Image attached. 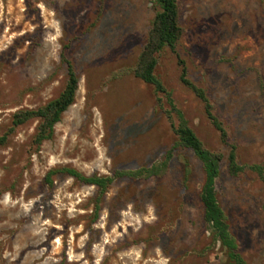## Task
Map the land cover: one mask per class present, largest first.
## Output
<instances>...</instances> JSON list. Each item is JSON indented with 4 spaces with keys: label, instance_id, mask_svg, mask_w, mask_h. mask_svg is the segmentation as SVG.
Listing matches in <instances>:
<instances>
[{
    "label": "rangeland",
    "instance_id": "374dc122",
    "mask_svg": "<svg viewBox=\"0 0 264 264\" xmlns=\"http://www.w3.org/2000/svg\"><path fill=\"white\" fill-rule=\"evenodd\" d=\"M178 59L204 90L227 134L180 81L178 59L155 74L209 151L229 235L246 264H264V183L239 165L264 166V0H177ZM157 8L154 0H0V137L12 116L57 98L66 63L75 100L50 140L38 121L0 146V264H228L203 220L200 162L179 148L164 98L132 75ZM166 162L158 175H130ZM113 177L94 220L96 188L50 170ZM120 174V175H119Z\"/></svg>",
    "mask_w": 264,
    "mask_h": 264
},
{
    "label": "trees",
    "instance_id": "16d2710c",
    "mask_svg": "<svg viewBox=\"0 0 264 264\" xmlns=\"http://www.w3.org/2000/svg\"><path fill=\"white\" fill-rule=\"evenodd\" d=\"M157 8L147 32L146 40L138 55L136 64L132 70V75L151 87L155 95H159L157 102L161 101V97L165 99L169 106L167 110L168 117L174 114L177 123H171V128L176 137V145L192 152L194 157L200 162L204 181L200 191V201L203 206V220L209 228L214 241L220 242L221 247L225 251L226 261L228 264H246L237 250L236 244L228 232V224L226 218L218 204L216 197L215 182L220 171V162L222 156L218 153L206 149L194 131L184 119L183 114L175 107L171 94L164 88L163 84L157 78L155 71L158 63V56L168 50L178 59L176 52L177 44L182 35V29L179 23V11L177 0H154ZM66 63V83L64 89L59 96L44 106L34 110H21L12 116L11 127L6 133L0 137V146L6 144L9 136L15 129L30 120H37V126L32 138V144L39 148L44 141L50 140L54 133V127L61 121L62 115L67 109L73 105L76 92L78 89L79 78L74 72L71 64ZM180 66L179 81L181 85L191 92L194 97L203 105L206 119L216 129L219 134L220 142L227 144V134L221 122L212 112L205 92L200 87L194 85L187 77V70L182 61L178 59ZM166 162L147 169H139L129 172L130 175L140 177H150L158 175ZM227 167L231 175H237L248 169L257 174L259 179L264 183V166L239 165L236 159L234 147H230L227 157ZM62 173L75 181L84 183L96 188V199L94 205V220L98 218L99 204L102 202L108 188L113 182V177L92 175L86 177L74 169L62 168L58 170H50L46 175V180L50 183V176ZM120 175V174H119Z\"/></svg>",
    "mask_w": 264,
    "mask_h": 264
}]
</instances>
